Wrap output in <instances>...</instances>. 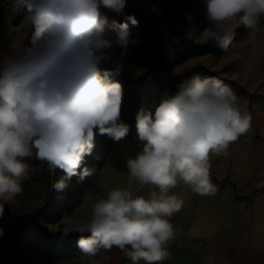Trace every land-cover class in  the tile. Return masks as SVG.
Listing matches in <instances>:
<instances>
[{"label":"clouds","instance_id":"obj_1","mask_svg":"<svg viewBox=\"0 0 264 264\" xmlns=\"http://www.w3.org/2000/svg\"><path fill=\"white\" fill-rule=\"evenodd\" d=\"M16 2L30 13L34 30L20 48L0 50V219L39 170L29 160L46 164L53 175L61 170L65 175L52 187L62 191L73 176L82 182L94 175V168L82 165L97 135L120 142L132 131L121 118L122 84L102 68L114 48L124 56L137 43L128 24H138L135 16L118 22L107 15L123 14L128 0ZM205 2L208 25L200 39L223 51L236 29H253L264 16V0ZM177 88L154 113L138 111L140 149L126 160L125 186L95 200L90 214L70 218L63 234H80L76 247L82 254L117 248L131 264H163L177 235L171 217L185 204L173 190L183 184L200 196L216 194L210 157L226 156L252 117L216 77L194 74ZM137 185L149 188L147 197L134 194Z\"/></svg>","mask_w":264,"mask_h":264},{"label":"crops","instance_id":"obj_2","mask_svg":"<svg viewBox=\"0 0 264 264\" xmlns=\"http://www.w3.org/2000/svg\"><path fill=\"white\" fill-rule=\"evenodd\" d=\"M264 16L259 23L264 28ZM263 49L250 54L248 73L232 79L244 90L233 91L240 105L252 117L246 134L231 144L228 154L211 155V181L217 187L213 196L194 194L183 184L173 191L184 199L181 211L171 217L177 229L170 243V257L163 264H264V38ZM253 68L255 70H253ZM120 142L112 141V151ZM106 165L96 183L82 197L73 215L90 214L92 203L108 190L123 187L127 175L106 180ZM134 194L147 197L149 188L135 186ZM50 264H131L117 248L101 250L95 256L77 252L70 261Z\"/></svg>","mask_w":264,"mask_h":264},{"label":"rangeland","instance_id":"obj_3","mask_svg":"<svg viewBox=\"0 0 264 264\" xmlns=\"http://www.w3.org/2000/svg\"><path fill=\"white\" fill-rule=\"evenodd\" d=\"M131 4L147 12L163 14L169 23L181 29L192 39L201 40L200 32L208 25L205 0H128L127 6ZM29 16L27 9L19 5L16 0H0V50L8 52L28 42L34 30L28 19ZM137 21V25L128 22L130 38H138L137 43L130 44L124 56H121L122 50L119 48L111 51V57L119 61L120 68L132 74L142 72L154 61H159L158 69L168 75L201 63L219 71L222 76L232 79L236 73H248L250 65L256 66L257 63L251 62L250 54L263 49L259 46V41L264 38V28H260L259 25L253 29L241 27L235 33V38L226 51H223L217 42H213L207 52L180 59L176 57L175 51L177 45L181 43V38L176 36L164 22L145 19H137ZM155 30L159 34L160 52L156 48ZM238 84L240 86V83ZM230 89L239 91L238 88ZM100 137L104 136H96V138ZM139 149L140 144L133 128L129 137L120 141L113 151L111 149L106 160V167L103 169L107 175L104 183L116 177L122 180V177L127 175V158L134 157ZM28 163L39 170L24 182L23 192L5 205L3 218L0 219V228L4 230V234L0 236V264H50L40 254L26 250L22 242L10 236L26 215L45 203L47 180L43 171L46 164L35 158ZM50 202L49 211L59 213L62 209V197L60 195L52 197ZM72 216L74 215L65 216L56 223H48L44 217L40 216L38 219L46 227L57 229L68 225Z\"/></svg>","mask_w":264,"mask_h":264},{"label":"trees","instance_id":"obj_4","mask_svg":"<svg viewBox=\"0 0 264 264\" xmlns=\"http://www.w3.org/2000/svg\"><path fill=\"white\" fill-rule=\"evenodd\" d=\"M107 15L110 19H116L118 22H125V18L128 15L135 16L136 20L145 19L153 22L160 20L164 22L176 36L181 38V43L177 45L175 51L176 57L180 59L205 53L209 50L211 44L215 42L209 41L204 43L201 40L192 39L185 35L181 29L169 23L163 14L144 11L134 6V4L127 6L121 15L117 16V14L112 12H107ZM238 30L239 28L236 29L235 33ZM154 37L157 51L160 52V39L156 30L154 31ZM159 64V61H154L138 74L123 71L119 66V61L114 57H111L109 61L102 65L103 69L111 73L113 80L122 84L123 104L121 118L124 122L131 125L132 129L135 128V117L139 110L144 109L145 111L154 113L155 108L160 104L162 99L175 94L178 90L177 86L194 74H199L202 78L216 77L228 85L229 88L243 90L237 81L224 77L219 71L201 63H196L171 75L165 74L158 69ZM111 149L112 141L110 138L107 136L95 138L93 152L91 155L85 157V162L82 165V168L85 166L94 168V175L87 177L82 182H78V177L73 176L71 180L67 181L68 186L62 191L54 189L52 185L55 180H59L65 174L57 169L53 175L48 171L46 166L43 171V175L47 180L44 197L45 203L39 205L34 211L26 215L10 236L14 240L22 242L26 250L40 254L47 263L72 260L77 252H79V249L76 247V241L80 234L72 232L64 235L63 231L67 225L60 226L57 229L49 228L43 225L38 217H44L48 223H56L65 216L72 214L75 208L80 205L84 194L96 183ZM58 195L62 197V209L59 213L50 212V200L52 197Z\"/></svg>","mask_w":264,"mask_h":264}]
</instances>
